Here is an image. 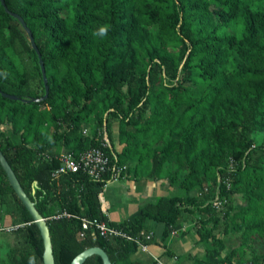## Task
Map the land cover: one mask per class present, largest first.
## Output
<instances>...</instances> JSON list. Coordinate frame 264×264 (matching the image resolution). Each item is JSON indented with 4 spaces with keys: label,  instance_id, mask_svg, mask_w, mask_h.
I'll return each mask as SVG.
<instances>
[{
    "label": "trees",
    "instance_id": "obj_1",
    "mask_svg": "<svg viewBox=\"0 0 264 264\" xmlns=\"http://www.w3.org/2000/svg\"><path fill=\"white\" fill-rule=\"evenodd\" d=\"M4 2L30 29L49 91L41 101L23 100L45 93L39 59L21 22L0 2V89L16 96L0 93V150L46 220L55 264H70L90 246L103 248L112 264H132L138 249L123 238H79L81 217L107 221L98 200L102 181L77 172L56 184L51 172L58 160L41 157L102 147V138L83 134L92 117H100L111 145L103 149L120 176L168 178L201 193L146 203L119 223L130 234L147 228V220L164 222L166 248L186 207H200L201 216L214 210L209 200L218 177L221 198L241 193L247 204L240 213H247L253 232L264 233V0ZM101 26H108L107 34L94 35ZM184 79L201 85V92L193 94ZM115 122L120 150L110 139ZM258 133L255 144L251 136ZM230 160L238 166L229 173ZM206 183L211 189L205 191ZM6 197L23 224L18 231L25 246L10 247L0 264H43L39 229L0 165V202ZM212 221L197 228L200 241L211 244L194 264H215L213 256L225 247L213 232L218 219ZM83 264L103 262L92 255Z\"/></svg>",
    "mask_w": 264,
    "mask_h": 264
},
{
    "label": "rangeland",
    "instance_id": "obj_2",
    "mask_svg": "<svg viewBox=\"0 0 264 264\" xmlns=\"http://www.w3.org/2000/svg\"><path fill=\"white\" fill-rule=\"evenodd\" d=\"M191 76H195L194 72L191 73ZM33 83H37V81L33 80ZM182 83L195 95L201 92V85L191 81V79H184ZM123 88L124 90L126 89L125 86ZM99 120L100 117H92L88 124H83V134H89L90 137L93 136L95 139H101L105 132L102 134ZM4 128L6 129V127ZM117 133V128L114 126L110 139L115 147L118 143ZM251 137L253 143L258 144L260 143L262 135L258 133L253 134ZM127 177L129 179H135L132 174ZM120 181V178L112 180V182L108 184L109 187L107 186V189L109 190L113 186H119L121 184ZM204 186V189H211L208 183ZM225 191H227V189ZM198 192L194 195H198ZM222 195L221 209L217 210L214 208V210L209 214L201 216L199 210L200 207H186L188 211L184 213V223L188 222L195 225V227H202V229H204L213 226L212 219H214V217L218 219L215 227L213 228V232L223 241L225 247L220 251V256H217L216 254L213 256L212 260L216 262L215 264H264V233L258 235L253 232L248 226L249 216L247 213L242 214L239 211L241 207L246 206L247 201L241 193L234 195ZM210 198L212 199L213 195ZM112 211L113 208L108 209V212ZM204 222L206 224H204ZM22 225L23 224L18 222V215L12 200L6 197L4 202H0V261L6 258V254L10 247L18 246L19 248H22L25 246L22 233L18 231V228ZM150 228L151 225H148L147 228L138 233L142 241L144 239L148 241L154 240L152 233L149 231ZM181 233H184L183 229L176 232L174 236H179ZM203 243L204 245H210L211 241L208 240ZM192 257L193 261L198 258L196 255Z\"/></svg>",
    "mask_w": 264,
    "mask_h": 264
},
{
    "label": "crops",
    "instance_id": "obj_3",
    "mask_svg": "<svg viewBox=\"0 0 264 264\" xmlns=\"http://www.w3.org/2000/svg\"><path fill=\"white\" fill-rule=\"evenodd\" d=\"M117 128L118 123L112 125ZM118 136V133H117ZM122 144L117 143L116 149L120 150ZM119 186H113L105 192V202L108 209L113 208L112 212H108V218L113 223H120L130 218L138 209L148 202H153L159 196H177L184 197L186 194L194 195L197 190L192 189L186 191L177 183H172L168 178L152 179L149 177H140L138 179H129L122 175ZM109 187V186H108ZM108 197V198H106ZM147 225H151L149 231L154 237L153 241L144 239L142 242L145 249L138 248L137 251L130 257L132 264H194L193 257H205V248L200 241L197 228L190 223L182 224L181 229L184 233L179 236H174L179 230L171 231L169 239L166 243V248L161 244V236L164 230V222L152 223L147 220ZM142 231V230H141ZM147 236V235H146ZM167 250L171 251L170 255ZM155 258L158 261L155 262Z\"/></svg>",
    "mask_w": 264,
    "mask_h": 264
},
{
    "label": "built area",
    "instance_id": "obj_4",
    "mask_svg": "<svg viewBox=\"0 0 264 264\" xmlns=\"http://www.w3.org/2000/svg\"><path fill=\"white\" fill-rule=\"evenodd\" d=\"M102 140V147H92L78 153L60 149L55 153L42 152L41 157L45 160H51L52 158L58 160V167L51 172V178L56 184L59 183L62 176L77 172L87 175L92 180L102 181L101 190L98 192V200L100 202L101 212L107 217V221L98 218L81 217V230L78 233L79 238L82 239L87 235L93 240L98 236L103 238H123L125 240L134 241L139 248L145 249V245L139 234H130L129 231L120 226L119 223H113L108 218V206L106 205L104 207L103 205L105 192L108 184L120 176L121 169L115 165L111 166V158L103 149L105 147L111 148L106 133H104ZM237 166L238 162L230 160L226 170L229 173L234 172ZM106 174H109L108 178L104 177ZM224 182L227 187H229V183L227 181ZM220 183L221 179L218 177L216 192L213 198L209 200L212 206L217 210L221 209L222 203L219 188ZM206 190L207 188H205V191ZM198 195H201V193L198 192ZM61 215L70 216V214L66 213L64 210ZM155 260L158 261L157 258H155Z\"/></svg>",
    "mask_w": 264,
    "mask_h": 264
},
{
    "label": "water",
    "instance_id": "obj_5",
    "mask_svg": "<svg viewBox=\"0 0 264 264\" xmlns=\"http://www.w3.org/2000/svg\"><path fill=\"white\" fill-rule=\"evenodd\" d=\"M0 2L2 4V6L4 7V9L6 10V12L15 16L21 22L22 26L25 28V30L27 31V33L29 35L31 46L35 50V52L37 53V56L39 59V65H40V70H41V74H42V78H43L45 93H44V95H42L39 98H31V99H23V100L24 101H41L47 97L48 91H49V85H48V81H47V77H46V73H45L44 63H43V60L41 58V54L39 52V49H38L37 45L35 44L32 33H31L30 29L27 27L23 18L20 15L9 11L5 5L4 0H0ZM0 93L5 97L11 98V99H16L15 95H10V94L4 93L1 91V89H0ZM0 165H1L2 169L4 170L6 177L8 179V182L12 186L16 196L20 199L22 204L28 210V212L30 213V215L33 218V222L37 225V227L39 229L40 235H41L42 240H43V247H44L43 254H42L43 264H55L54 256H53V252H52L51 238H50L49 229H48V225L46 223V220L37 211V209L35 207V202H33L27 196V194L24 192V190L21 187V184H20L19 180L17 179L13 169L11 168L9 162L7 161L6 157L3 155L1 150H0ZM92 255L100 256L103 264H112L107 253L105 252V250L99 246H90L88 248H85L83 251H81L79 254H77L72 259L70 264H83V262L88 257H90Z\"/></svg>",
    "mask_w": 264,
    "mask_h": 264
},
{
    "label": "clouds",
    "instance_id": "obj_6",
    "mask_svg": "<svg viewBox=\"0 0 264 264\" xmlns=\"http://www.w3.org/2000/svg\"><path fill=\"white\" fill-rule=\"evenodd\" d=\"M108 26H101L97 32H94V35H99V36H105L108 32Z\"/></svg>",
    "mask_w": 264,
    "mask_h": 264
},
{
    "label": "bare ground",
    "instance_id": "obj_7",
    "mask_svg": "<svg viewBox=\"0 0 264 264\" xmlns=\"http://www.w3.org/2000/svg\"><path fill=\"white\" fill-rule=\"evenodd\" d=\"M103 205H104V207L107 205V203L105 202V200H104V202H103Z\"/></svg>",
    "mask_w": 264,
    "mask_h": 264
}]
</instances>
